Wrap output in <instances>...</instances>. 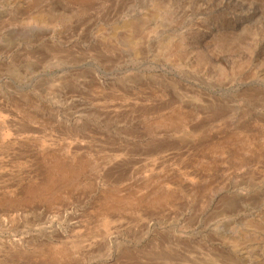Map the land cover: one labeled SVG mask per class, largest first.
<instances>
[{
  "label": "rangeland",
  "instance_id": "1",
  "mask_svg": "<svg viewBox=\"0 0 264 264\" xmlns=\"http://www.w3.org/2000/svg\"><path fill=\"white\" fill-rule=\"evenodd\" d=\"M0 264H264V0H0Z\"/></svg>",
  "mask_w": 264,
  "mask_h": 264
},
{
  "label": "bare ground",
  "instance_id": "2",
  "mask_svg": "<svg viewBox=\"0 0 264 264\" xmlns=\"http://www.w3.org/2000/svg\"><path fill=\"white\" fill-rule=\"evenodd\" d=\"M76 164H77V163H76ZM73 166H75V165H73ZM78 166H79V165H78ZM78 166H77V167H78ZM49 190H50V189H49ZM47 191H48V190H47ZM53 191H54V190H53ZM48 193H51V192H48ZM121 202H122V201H121Z\"/></svg>",
  "mask_w": 264,
  "mask_h": 264
}]
</instances>
